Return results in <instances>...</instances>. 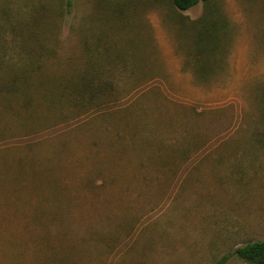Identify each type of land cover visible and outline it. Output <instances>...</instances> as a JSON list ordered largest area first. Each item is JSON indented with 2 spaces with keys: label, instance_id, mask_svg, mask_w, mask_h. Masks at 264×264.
<instances>
[{
  "label": "rangeland",
  "instance_id": "rangeland-1",
  "mask_svg": "<svg viewBox=\"0 0 264 264\" xmlns=\"http://www.w3.org/2000/svg\"><path fill=\"white\" fill-rule=\"evenodd\" d=\"M0 61V264H252L264 0H0Z\"/></svg>",
  "mask_w": 264,
  "mask_h": 264
},
{
  "label": "trees",
  "instance_id": "trees-1",
  "mask_svg": "<svg viewBox=\"0 0 264 264\" xmlns=\"http://www.w3.org/2000/svg\"><path fill=\"white\" fill-rule=\"evenodd\" d=\"M210 0H170V2L172 3V5L178 9V10H187L193 6H195L196 4H198L199 2H208ZM202 39L199 41L197 40V47L193 50V53L191 55V62L193 59L197 58L199 55H202V48L201 44H202ZM204 55V54H203ZM206 58L204 59L203 62H206ZM2 67L1 61H0V68ZM204 67L199 65V68L197 69V75L201 78H204L205 75L207 74V72L205 71H201L203 70ZM87 72V71H86ZM84 73V71H82V74H80V78L77 79L76 81V87L77 89L72 85L70 89L72 90H76V93L78 94V96L86 99L88 102L87 103H98L99 102V98H97L98 95H106V91L101 88L102 84H94V79L95 76L94 75H88L87 73ZM96 72V70L94 71ZM96 80V79H95ZM18 83L16 81L15 78H12V80L9 82L7 88L10 90H19L20 87V79H19V83L18 85L16 84ZM1 81H0V87H1ZM101 85V86H100ZM19 86V87H18ZM235 253L236 255L249 263L252 264H264V239L262 240H257V241H251V242H247L241 246H238L235 249ZM217 264H222L221 262H218Z\"/></svg>",
  "mask_w": 264,
  "mask_h": 264
}]
</instances>
